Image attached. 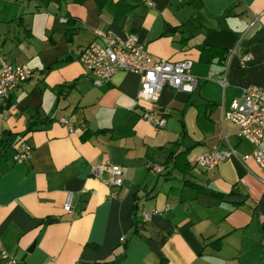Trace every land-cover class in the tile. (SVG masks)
Returning <instances> with one entry per match:
<instances>
[{"label":"crops","instance_id":"0c3cea01","mask_svg":"<svg viewBox=\"0 0 264 264\" xmlns=\"http://www.w3.org/2000/svg\"><path fill=\"white\" fill-rule=\"evenodd\" d=\"M95 29L135 33L154 60L191 59L197 87L148 102L126 70L95 86L78 60ZM0 58L35 71L0 100V263L6 251L20 264H264V172L224 117L264 86V0H0ZM22 139L33 149L17 162ZM229 146L237 156L212 169L194 162ZM107 162L120 186L91 173Z\"/></svg>","mask_w":264,"mask_h":264},{"label":"built area","instance_id":"2783aa9c","mask_svg":"<svg viewBox=\"0 0 264 264\" xmlns=\"http://www.w3.org/2000/svg\"><path fill=\"white\" fill-rule=\"evenodd\" d=\"M95 34L100 42L94 41L85 46L78 59L84 70L91 76L95 86L108 83L117 71L126 70L140 74L141 83L137 98L148 102H155L165 86L186 93H191L197 87L198 77L191 72V59L154 60L135 33H129L125 38H121L95 29ZM251 57L250 53H243L241 65L244 67ZM34 73L35 71L31 68L12 64L0 58V100L7 99L12 90L21 86ZM220 83L224 86L225 78L220 80ZM142 116L156 128L162 127L165 123L163 117L154 118L149 111H145ZM224 117L236 126L238 137L254 145L252 153L242 155L241 159L254 158L264 172V86L242 88L241 96L230 102ZM60 121L70 127L65 117H62ZM32 149L28 141L20 140L15 147L14 160L18 162L30 159ZM231 156H237L232 146L224 149L213 148L195 156L194 162L200 168L208 170L214 168L219 161ZM153 167L157 172L165 168L163 165H153ZM90 170L97 179L108 186L117 187L122 183L123 168L118 164L96 163L91 165ZM64 209L67 212L71 211L70 194L67 195ZM156 213L154 209L143 211L142 220L149 221ZM2 257L4 261L0 264H20L19 258L6 251L2 252ZM43 264H55V260L50 258Z\"/></svg>","mask_w":264,"mask_h":264},{"label":"trees","instance_id":"16d2710c","mask_svg":"<svg viewBox=\"0 0 264 264\" xmlns=\"http://www.w3.org/2000/svg\"><path fill=\"white\" fill-rule=\"evenodd\" d=\"M38 1H40L43 5H46L47 3H48V1H50V0H38ZM74 1H81V0H74ZM203 51V55H204V51L205 52H208L209 51V49H207V48H203L202 49ZM202 52H201V54H202ZM214 53H219V54H222L223 53V51L222 50H219V49H215L214 50ZM10 97V96H9ZM9 97L6 99L7 100V102L9 101Z\"/></svg>","mask_w":264,"mask_h":264},{"label":"water","instance_id":"95a60500","mask_svg":"<svg viewBox=\"0 0 264 264\" xmlns=\"http://www.w3.org/2000/svg\"><path fill=\"white\" fill-rule=\"evenodd\" d=\"M16 139V135H13L11 138V143H14V140ZM52 220V219H51Z\"/></svg>","mask_w":264,"mask_h":264}]
</instances>
